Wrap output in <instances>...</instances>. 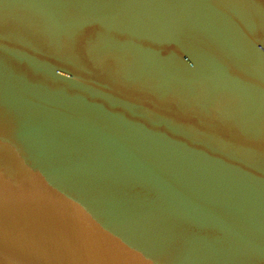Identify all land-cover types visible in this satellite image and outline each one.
Wrapping results in <instances>:
<instances>
[{
  "label": "water",
  "instance_id": "1",
  "mask_svg": "<svg viewBox=\"0 0 264 264\" xmlns=\"http://www.w3.org/2000/svg\"><path fill=\"white\" fill-rule=\"evenodd\" d=\"M0 264H264V0H0Z\"/></svg>",
  "mask_w": 264,
  "mask_h": 264
}]
</instances>
